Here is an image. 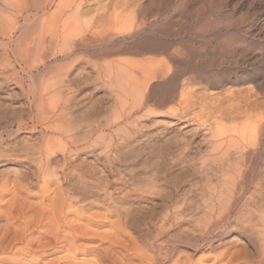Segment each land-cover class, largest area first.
I'll use <instances>...</instances> for the list:
<instances>
[{
    "label": "bare ground",
    "instance_id": "bare-ground-1",
    "mask_svg": "<svg viewBox=\"0 0 264 264\" xmlns=\"http://www.w3.org/2000/svg\"><path fill=\"white\" fill-rule=\"evenodd\" d=\"M246 1L257 14L264 12V0H161L154 10L148 7L150 0H109L92 10H84L85 0H1L0 38L5 41L0 45L3 44L4 54L11 53L13 56V62L7 59L9 65L14 68L13 63L18 64L34 85L40 81V88L35 87L37 90L33 97L36 112L33 120L46 132L52 133L56 140L49 139L43 147L25 153L26 157L35 158L34 168L40 180L35 185L37 194L30 195L33 194L38 200L28 202L30 191L27 188L24 195L20 193L23 189L20 184L21 191L16 190L19 193L12 192L9 202L0 203L4 209L0 210V255L20 245L24 253L33 248L37 253H66L74 257L83 242L87 245L98 242V245L95 243L91 247L98 258L101 256L98 259L94 253L95 260L99 262L95 261L94 264H192L187 256L182 255L184 249L188 246L192 252L212 249V234L229 224L227 222L234 210L238 215L244 210L248 216L246 219L243 216L245 220H242L240 228L243 236L247 237V247L253 244L258 251L254 256L246 246H241L230 256L226 255L230 252L226 249L219 257L223 260L228 256L224 264H246L250 260L264 264V106L255 99L258 96L264 99V43L260 42L264 38V19L252 26L256 34L249 31L250 36H246L242 26L247 18L234 9ZM199 3L209 4L208 13H221L232 7L222 20L215 19L199 25L197 29L193 28L194 36L211 37L209 47L196 45L186 37L194 18L201 16L198 13L200 9L191 14L189 9ZM167 7L171 8V15L149 22V31L145 32L146 17L159 18L161 11ZM176 23L179 28L173 31ZM236 30L243 35L238 36ZM50 64L58 67L49 72ZM182 69L210 75L208 80L204 79L208 89H221L238 83L250 86L245 89L248 95L234 104L236 108L230 114L236 121L234 126L241 128L212 133L207 141V155L201 161L203 164L217 163L220 177L215 189L218 191L214 192L215 195L208 193L207 198V209L212 211L217 207V216L212 221L204 220V225L199 224L200 228H190L189 225L195 221L194 215L186 214L189 208H183L182 204L174 211L166 209L151 224L153 226H147L144 233L132 239L124 233L123 228L134 229V223H138L134 221L140 217L143 209L139 203L128 206V194L115 197L114 193L108 191V181L86 186L88 183L80 180L82 189L85 188L84 193L74 187L62 190L58 182L60 179L62 183L65 181V167L75 163L92 131L118 128V133H121L127 130V126H133L137 116L148 114V106L152 102L158 106L176 103V109L186 105L193 94L188 81L191 82L193 78L181 82L179 73ZM44 70L52 73L49 79L54 90L49 93L51 82L47 80L44 83L43 78L34 80L35 75ZM90 75L113 96L114 111L113 118H105V122H92L96 126L90 124L83 127L81 121L77 122L74 118V108L78 107L75 93ZM48 95L54 98V102L48 101ZM248 96L254 100L250 102ZM232 100L228 99L229 102ZM188 146L189 143L185 142L176 149L179 159L183 158ZM2 148L0 156L4 152ZM57 152L62 154L64 166L59 172L53 170L54 167L50 171ZM246 165L250 168L248 172L242 171ZM255 171H258V175L253 178ZM242 173L246 176L239 184L237 179ZM13 174L16 177L20 175L17 172ZM252 179L255 181L252 182ZM8 183V180H4L0 187L6 188L10 185ZM154 183L148 186L153 188ZM15 189L11 190L15 192ZM11 190L4 191L9 193ZM228 190L231 194L229 197L226 195ZM88 199H92L91 203ZM87 202L88 205L85 204L82 209L74 206ZM93 204H96V208L99 205L106 213H92L94 209L89 214ZM86 205L89 208L87 214L84 212ZM209 211L203 217L201 214V219L210 217ZM113 217L115 220L110 221ZM198 217L195 218L198 220ZM106 226H110V229H102V233L94 230ZM31 227L37 231L34 239ZM224 234L225 230L217 237L222 238ZM236 240L240 242L237 237ZM202 241H207L206 245L201 246ZM84 245L81 251L86 253L90 248ZM61 259L63 262L64 258ZM64 264L70 263L64 261Z\"/></svg>",
    "mask_w": 264,
    "mask_h": 264
},
{
    "label": "rangeland",
    "instance_id": "rangeland-1",
    "mask_svg": "<svg viewBox=\"0 0 264 264\" xmlns=\"http://www.w3.org/2000/svg\"><path fill=\"white\" fill-rule=\"evenodd\" d=\"M151 1L152 0H150L148 5V7L150 6V10L157 9V6L161 3V0ZM103 2L107 3L109 0H85L84 10H92L97 5L104 4ZM121 2H123V0H121ZM1 4L2 2L0 0V6ZM199 4L198 6L196 5L194 8L189 9L191 12L188 10L191 14L196 11V9H200L198 13L201 16L197 15L196 18H194L191 23L192 25L190 24L191 28L189 29L190 31L188 30L186 37L190 42L196 45L200 44L205 47H209L212 42L210 40L211 37H196L194 36L195 31L193 28L197 29L199 25L209 23L215 19L222 20L223 17L226 16L225 13H230L229 11L232 7H230V10H226L225 12L208 13L207 6H209V4ZM239 5H237L234 9L237 13H242L243 16H246L247 18L246 23L242 26V30L246 31V36L248 37L250 36L249 31L252 34H256V31L254 30L255 28L252 26L258 21H262L264 19V12L257 14L253 11V6L247 1L241 3L240 6ZM250 9L251 11L249 12L248 10ZM201 10H207V12L202 13L203 11ZM170 13L171 8L167 7V9L161 11L159 18L158 16L150 17L147 14L148 17H146L147 20L145 22V32L149 31V22L155 20L160 21L161 18L164 19L168 17ZM239 14H237V16H240ZM178 28L179 24L176 23L173 26V31H176ZM236 31L238 36L243 35V33L240 34V30ZM4 41L0 38V43H4ZM260 42L264 43V38L260 39ZM2 45L3 44L0 45V148L3 146L4 148H2L1 151L4 152L1 154L2 156H0V184H2L4 180H8L10 187H0V194H2L0 203L3 204L2 202H9L10 199H12L13 193H19L21 191L19 190V188H21L20 184L24 189L23 191L21 188L22 191L20 193L23 194L24 192H27L28 188V192L30 191L28 193V202H36L38 198H34L33 194H37L38 192L35 185H37L40 178L38 177L37 169L34 168L35 158H30L29 156L26 157L25 153L30 152L32 149L36 150L37 148L43 147L49 139L53 141L56 140L52 133L46 132L36 120H33V115L36 113L34 111L35 91L40 88H38V84H40L38 82L40 81L36 80L38 78H43L44 83L51 82L49 78L52 77V73L49 72L56 69L58 65L50 64L48 73L44 70L45 72L40 71L36 74L34 79L36 82L34 85L33 80L25 74L26 72L22 70L18 64L14 62V68L9 65L8 61H14L13 56L11 53L4 54V48ZM5 56L6 61L9 59L7 62H5ZM234 67L235 66H231L230 68ZM225 68H228V66ZM208 76L210 75L205 74L204 72H191L186 69L181 70L179 73L181 82L185 83L193 78L191 82L188 81L191 88L190 91H192L193 94L189 96L187 104L181 106L180 109L175 108L176 103L166 106H158L156 103L152 102L148 106L150 111L148 114L136 117L137 121L133 124V126L136 127L133 128V126H127V130L121 131L122 134L120 132L118 133V128L112 130L103 129L102 132L100 130L97 132L92 131L86 141H84V145H82L83 150L76 158L75 163L71 165V167H65V181L62 183L60 179L58 182L61 184V189L64 190L63 188L67 189L74 187L75 190L78 189L80 193H84L83 190L85 188L82 189V185L80 184L88 183L86 186H89L93 184L96 185V182L97 184L99 182L103 184L102 182L105 183V181H108L110 184V189H108V191L114 193L113 195L115 197H119L122 194H128V199L130 200L127 202L128 206L130 204H132L130 206H133L134 203H139L138 205L141 207V210L143 209L140 217H136L134 221L136 222L137 220L138 222L137 224L134 223V229H129L128 227L126 229L123 228L125 231L124 233L132 239H136L138 234L144 233L147 226L148 228L153 226L151 224H153V222L155 223L159 214L164 213L166 209L174 211L178 209V206L182 207V204L183 208H189L186 209V214L189 216L194 215L193 219H195V221L192 219L193 223L189 225L190 228L191 226L193 229L199 226L201 227L202 224L204 225V220H215L218 212L217 207H214L212 208V211H209V209H207V203L209 201L207 198L210 192L213 194L218 191L215 188L218 186L220 175L216 165L217 163L203 164L201 161L203 160V157H206L207 155V141L212 133H215L218 130L228 132L235 127L238 129L241 128V126H234L236 121L233 120V116L230 114L231 111L236 108L234 104L238 101L244 100V97L248 95L245 94V89L250 86L247 84L236 83L237 85H226L221 89H208L206 86L207 81L204 80H208ZM97 83L99 82H97V80L95 81L94 76L90 75L87 80L84 81L79 88H77L75 93V104H77L78 107L76 106L77 108H74V118L77 122L81 121V126L83 127H85V125L89 126L90 124L96 126V123L92 122H105V118H113V96L106 88H104L105 86L103 87V85ZM51 84L52 82L50 83V89L47 91L48 93L50 90L51 92L54 90L53 86L51 87ZM35 87H37V89ZM46 97L49 102H54V98L51 97V99L50 95ZM228 99L233 100L229 102ZM248 99L250 102L254 100V98H250L249 96ZM255 99L258 100V103L264 106V99L260 96ZM185 142H188L189 146L187 150L183 152V158L179 159L177 155L178 150L176 151V149ZM62 159V154L57 152V157L52 163L50 171H52L53 167V170H60L62 165L64 166ZM31 163L32 165L30 167L29 165ZM247 166L248 165H246L242 171H250L249 166ZM14 172L20 173V175L16 177L13 174ZM257 173L258 171L254 172L253 178L257 177ZM244 174L245 173H242L237 179L239 184L241 183L240 181L245 178L246 175L244 176ZM23 177L26 179H21ZM14 180L17 181L14 182ZM253 181H255V179H252V182ZM152 183H154L153 188L148 186ZM132 184L134 185L132 186ZM251 184L249 185V188H251ZM75 186L77 188H75ZM79 186L81 188H79ZM15 187L17 189H15ZM12 188L15 189V192L14 190H11ZM6 189L11 190V192L9 191L8 193V191H4ZM16 190H19V192ZM31 193H33V196L30 195ZM226 195L227 197L231 195L229 190L226 192ZM88 200L89 203H91L92 199ZM85 204L88 205V202L75 204L74 206L75 208L77 206L78 209L83 207ZM176 204L179 205L176 206ZM87 205L86 208L88 207ZM93 205L94 207L91 205L93 209L89 206L91 210H89V208H84V212L86 211L87 214V210L90 212L95 209L92 213H106L103 208L98 207L99 205L97 208L95 207L96 204ZM99 208H101L100 211H98ZM0 210H4L3 207L0 206ZM208 211L211 212V216L208 217L209 219L205 217L201 219V214L203 217V214L205 216ZM89 214H91V212ZM239 215L236 210H234L228 220L229 222H227L229 224L225 225L223 229H219L212 234L210 242V244L213 245L211 246L213 247L212 249L207 248L204 250L205 252H192L190 250L192 248L188 246L189 248L186 247V249H184V254L182 255L187 256L192 264H218L219 262H221L220 264H224L228 256H225L226 258L224 257L225 259L223 258V260L219 257L224 250L227 249L226 251H230L226 254H229L230 256L231 252H234V250H237L241 246H246L248 252L250 251V253H253L255 256V253L258 250L253 244L250 245L252 248L247 247V237L243 236L244 233L240 228L242 227L240 225L242 220H245L248 215L244 213V210H242L240 218ZM195 217H198V220ZM199 219L202 220V222ZM112 220L114 221L115 218L113 217L110 221ZM0 222L2 223V221ZM135 225H137V227ZM109 227L110 226H106V228L99 227L100 229L98 228L94 230H99L102 233L103 230H109ZM224 230V236H222V238H218L217 236H219L220 232ZM30 232H32V238L34 239L37 231L31 227ZM236 237L240 239V242H237ZM95 243L96 242L91 244L89 243L91 245L90 246L87 245L88 243L83 242L81 244L80 251L78 250L74 257L70 255L69 257L66 253L65 255L64 253H37L33 250V248H31L29 252L26 251V253H24L25 251L21 248L22 246L20 247V245H16L11 249V251H7L8 253L0 255V264H64V261L65 263L70 264H94L96 261L95 256L98 258V254L94 252L91 247L96 244L98 245V242L96 244ZM205 243H207V241H202L200 242V245L204 246L206 245ZM82 245L87 246V248H90L91 251L87 249L89 252H82ZM104 247L106 248V245ZM17 249L19 251H17ZM20 251L23 252L21 253ZM99 257L101 258V256ZM61 258H64L63 262ZM69 260H71V262ZM96 262H98V260ZM250 263L256 264L252 260H250L248 264Z\"/></svg>",
    "mask_w": 264,
    "mask_h": 264
}]
</instances>
